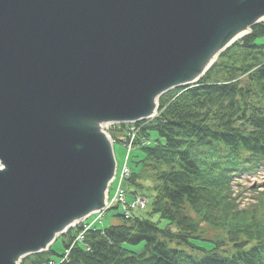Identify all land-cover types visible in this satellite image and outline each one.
<instances>
[{"label": "water", "instance_id": "1", "mask_svg": "<svg viewBox=\"0 0 264 264\" xmlns=\"http://www.w3.org/2000/svg\"><path fill=\"white\" fill-rule=\"evenodd\" d=\"M263 21L264 0H0V264L105 209L104 125L155 118Z\"/></svg>", "mask_w": 264, "mask_h": 264}, {"label": "trees", "instance_id": "2", "mask_svg": "<svg viewBox=\"0 0 264 264\" xmlns=\"http://www.w3.org/2000/svg\"><path fill=\"white\" fill-rule=\"evenodd\" d=\"M264 22L227 49L194 86L159 99L158 115L137 129L128 189L153 179L145 212L107 228L83 226L64 238L66 260L52 248L21 264H264V194L242 209L234 179L264 168ZM117 144L123 139L115 137ZM156 218V220H155ZM202 224L223 236L209 239ZM142 246L135 251L130 247Z\"/></svg>", "mask_w": 264, "mask_h": 264}, {"label": "rangeland", "instance_id": "3", "mask_svg": "<svg viewBox=\"0 0 264 264\" xmlns=\"http://www.w3.org/2000/svg\"><path fill=\"white\" fill-rule=\"evenodd\" d=\"M258 42L264 43V39H259ZM103 131L110 138L113 145H115V142H116L115 137H117L118 139H123V140L127 138V133L114 132L112 130V127L110 128L107 127ZM127 154H128V149L124 145L122 144L115 145V157L117 161V172H118L117 177L120 176L122 167L126 164ZM138 156H142L141 152L139 150H134L131 154L130 161H129V165L131 168H133L135 161H137ZM145 179L146 178H143V180H141L140 183H142V185H144L143 188L147 190L146 195L149 197V200H152L154 196V191H153L154 181L153 179H148V178L147 180ZM232 185H233V195L236 198L237 202L240 204V207L242 209L249 208L255 205L258 202V198H261L262 195L264 194V168H261L255 175L244 174L234 179ZM113 194H114V191L111 192V196H113ZM133 200H134V196L129 194L127 197V201L132 202ZM124 211H125V208L123 205L120 206L118 209L114 208V209L105 211L103 213L102 220L99 221L97 224L98 228H107L111 225L120 224L122 222V219L119 217V215H123ZM96 216L97 215L91 216L90 217L92 218L91 220H93ZM98 216H100V214ZM202 227L205 228V231L207 233L206 236L209 239L219 238L223 236V234L220 231L211 229L204 224H202ZM64 238H60L57 242H55L52 245V250L53 252L56 253L51 256L53 261L60 260L59 254H64L66 251L65 246H64V241H65ZM130 248L135 251H139L141 250L142 246L130 247ZM32 256H35V255H32ZM27 264H30V262H28Z\"/></svg>", "mask_w": 264, "mask_h": 264}, {"label": "bare ground", "instance_id": "4", "mask_svg": "<svg viewBox=\"0 0 264 264\" xmlns=\"http://www.w3.org/2000/svg\"><path fill=\"white\" fill-rule=\"evenodd\" d=\"M249 32H248V30H242V31H240L238 34H236L229 42H228V44L226 45V46H223V47H220V48H218L217 50H215V52L210 56V58L207 60V62H206V66L207 67H209L210 65H212V63H214V62H216L218 59H219V57L227 50L226 48L229 46V48L230 47H232L233 46V44L235 45L238 41H240V40H242L244 37H246L247 36V34H248ZM228 48V49H229ZM107 127V125H104L103 126V129H105ZM2 167L0 166V169H1ZM22 261L23 260H21L20 262H19V264H21L22 263Z\"/></svg>", "mask_w": 264, "mask_h": 264}, {"label": "built area", "instance_id": "5", "mask_svg": "<svg viewBox=\"0 0 264 264\" xmlns=\"http://www.w3.org/2000/svg\"><path fill=\"white\" fill-rule=\"evenodd\" d=\"M129 177V169L127 167H125L123 173H122V179H125ZM115 203H123L125 204V194L124 191L119 188L116 192L115 198L111 201V204H115ZM144 207L145 206V202L141 199H138V201L136 202L135 205H132V208H137V207ZM127 216H129V213H127ZM80 240H82V236L80 237Z\"/></svg>", "mask_w": 264, "mask_h": 264}]
</instances>
